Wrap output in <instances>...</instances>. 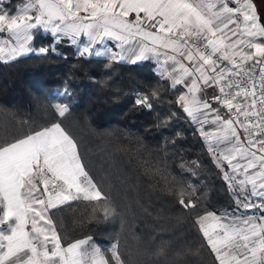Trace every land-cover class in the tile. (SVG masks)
I'll use <instances>...</instances> for the list:
<instances>
[{"label":"snow or ice","instance_id":"1","mask_svg":"<svg viewBox=\"0 0 264 264\" xmlns=\"http://www.w3.org/2000/svg\"><path fill=\"white\" fill-rule=\"evenodd\" d=\"M39 31L53 44L33 47ZM5 33L0 60L6 62L55 52L62 39L80 57L106 60V67L154 59L160 80L178 92L176 105L199 125L236 209L207 210L194 183L169 180L148 160L145 172L160 175L177 202L197 213L194 223L218 264H264V22L252 0H23L15 13L0 7ZM107 40L116 41L115 49ZM162 87L137 93L135 104L151 109ZM208 89L218 94L208 96ZM60 95L71 99L67 89ZM51 106L60 118L71 112L70 103ZM79 201L91 205L89 222L118 219L125 228L111 185L106 190L92 176L62 120L0 135V264H129L119 233L107 246L92 236L65 242L56 213ZM165 254L163 246L156 252Z\"/></svg>","mask_w":264,"mask_h":264},{"label":"trees","instance_id":"2","mask_svg":"<svg viewBox=\"0 0 264 264\" xmlns=\"http://www.w3.org/2000/svg\"><path fill=\"white\" fill-rule=\"evenodd\" d=\"M22 3L6 0L4 7L12 12ZM52 44L51 35L39 31L33 47ZM55 48L46 55L0 60V135L5 130L19 134L32 125L62 120L76 136L88 170L106 190L111 185L127 219L123 230L118 219L89 222V202H74L56 213L63 220L65 242L92 236L107 246L119 233L129 264H218L194 223L197 213L181 206L169 184L160 175L147 174L143 166L148 160L163 169L169 180L176 177L194 183L207 210L236 209L197 128L175 103L178 92L160 80L150 59L106 67L108 62L102 58L76 55L66 39ZM158 85L163 86L161 96L153 100L151 109L135 104L137 93L150 94ZM65 89L70 100L60 95ZM57 101L70 103V114L56 116L51 105ZM161 246L166 254L157 256ZM188 249L191 254L177 257V252Z\"/></svg>","mask_w":264,"mask_h":264},{"label":"crops","instance_id":"3","mask_svg":"<svg viewBox=\"0 0 264 264\" xmlns=\"http://www.w3.org/2000/svg\"><path fill=\"white\" fill-rule=\"evenodd\" d=\"M5 2H6V0H3V3L0 4V7H2L4 10L6 9V8L4 7ZM252 2L254 3V5H255V7H256V11H257L259 17L261 18L262 22H264V0H252ZM19 5H21V4H19ZM19 5H17V6L15 7V9L12 11V13H15V11H16V9H17V7H18ZM81 15L83 16V15H85V14H84V13H81ZM42 32H43V31H42ZM47 34H48V33H47ZM49 35H50V34H49ZM3 38H6V33H5V34H0V39H3ZM66 40H67V39H66ZM67 42L70 43V41H68V40H67ZM107 43H108V45H109L110 47H112V48L115 49L116 41H113V40H107ZM70 44L72 45V48H73L74 53H75L76 55H78V54H77V46H76V45H73L72 43H70ZM93 57H94V56H93ZM161 59L163 60V57H162ZM150 60H152V61L154 62V70L156 71V68H157L156 61H155L154 59H150ZM185 91H186V89H185ZM206 94H207L208 96H211V95L218 94V92H217L216 89H208ZM213 103H215V102H213ZM216 106L219 107V105H216ZM221 114H222V115H225L223 109L221 110ZM193 125H194L196 128L199 127V125H196V124H194V123H193ZM240 131H241V130H240ZM198 133H199V132H198ZM199 134H200V133H199ZM200 136H201V134H200ZM201 139H202V137H201ZM202 141H203V139H202ZM203 142H204V141H203ZM204 144H205V142H204ZM211 158H212V157H211ZM226 184H227V183H226ZM227 186H228V185H227ZM80 239H81V238H80ZM213 254H214V253H213ZM214 256H215V254H214Z\"/></svg>","mask_w":264,"mask_h":264},{"label":"rangeland","instance_id":"4","mask_svg":"<svg viewBox=\"0 0 264 264\" xmlns=\"http://www.w3.org/2000/svg\"><path fill=\"white\" fill-rule=\"evenodd\" d=\"M232 197H233V195H232ZM234 199V198H233ZM235 202V201H234ZM242 211H244L243 209H240V210H238V213L237 214H239V212H242ZM96 240V239H95ZM97 241V240H96ZM98 242V241H97ZM109 245V244H108Z\"/></svg>","mask_w":264,"mask_h":264},{"label":"built area","instance_id":"5","mask_svg":"<svg viewBox=\"0 0 264 264\" xmlns=\"http://www.w3.org/2000/svg\"><path fill=\"white\" fill-rule=\"evenodd\" d=\"M223 111H224V113H225V115L227 114V109H223ZM243 130L241 129V132H242Z\"/></svg>","mask_w":264,"mask_h":264}]
</instances>
